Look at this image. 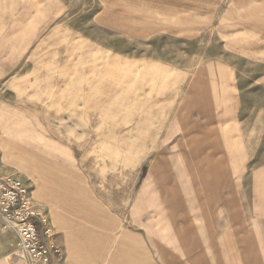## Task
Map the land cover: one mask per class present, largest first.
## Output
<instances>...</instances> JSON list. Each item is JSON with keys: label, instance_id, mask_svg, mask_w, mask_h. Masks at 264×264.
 Listing matches in <instances>:
<instances>
[{"label": "rangeland", "instance_id": "374dc122", "mask_svg": "<svg viewBox=\"0 0 264 264\" xmlns=\"http://www.w3.org/2000/svg\"><path fill=\"white\" fill-rule=\"evenodd\" d=\"M0 1L45 26L40 79L0 84V174L63 255L264 264V0Z\"/></svg>", "mask_w": 264, "mask_h": 264}, {"label": "crops", "instance_id": "0c3cea01", "mask_svg": "<svg viewBox=\"0 0 264 264\" xmlns=\"http://www.w3.org/2000/svg\"><path fill=\"white\" fill-rule=\"evenodd\" d=\"M31 2V6L26 5L28 8L20 10L14 1H0V84L4 83L2 80L12 78L27 81L40 79V39L45 26L41 24L42 1ZM54 34L52 32L51 37L54 38ZM137 239L138 242L146 240L142 237ZM69 242L67 239V244L62 245L66 264H168L169 261L167 254L153 255L150 250L131 254L130 260L94 261L90 256L72 249Z\"/></svg>", "mask_w": 264, "mask_h": 264}, {"label": "built area", "instance_id": "2783aa9c", "mask_svg": "<svg viewBox=\"0 0 264 264\" xmlns=\"http://www.w3.org/2000/svg\"><path fill=\"white\" fill-rule=\"evenodd\" d=\"M0 215L18 237L11 258L13 264H66L62 250L53 243L51 230L21 179L0 174Z\"/></svg>", "mask_w": 264, "mask_h": 264}]
</instances>
